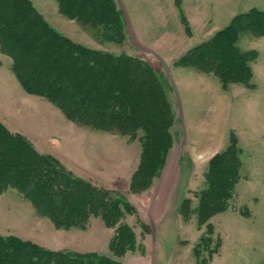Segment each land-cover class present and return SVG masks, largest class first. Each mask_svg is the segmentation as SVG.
<instances>
[{
  "label": "rangeland",
  "instance_id": "obj_1",
  "mask_svg": "<svg viewBox=\"0 0 264 264\" xmlns=\"http://www.w3.org/2000/svg\"><path fill=\"white\" fill-rule=\"evenodd\" d=\"M32 1L74 42L142 61L109 66L98 58L89 76L112 71L98 86L108 93L117 84L134 120L125 114L122 128H104L112 112L99 108L93 115L90 108L74 117L75 103L28 92L1 46L0 120L66 175L119 194L120 221L136 239L133 249L115 252L116 227L96 201L85 225L59 226L14 186L0 192V235L119 264H264V36L246 32L238 43L258 52L249 61V85H224L180 61L238 13L264 10V0H115L123 18L115 39L107 38L115 29L102 23L68 18L56 0ZM232 143L240 150L238 180L226 207L215 211L208 197L221 175L217 168L210 185L209 164Z\"/></svg>",
  "mask_w": 264,
  "mask_h": 264
},
{
  "label": "trees",
  "instance_id": "obj_2",
  "mask_svg": "<svg viewBox=\"0 0 264 264\" xmlns=\"http://www.w3.org/2000/svg\"><path fill=\"white\" fill-rule=\"evenodd\" d=\"M56 1L60 12L68 18L86 24L93 23L94 26L102 23L108 31L115 29V35L107 36L110 39L122 35L123 18L115 0ZM246 32L258 37L264 36V10L252 8L238 13L225 27L189 50L180 61L183 65H191L219 77L224 85L229 81H241L249 85L252 81L249 61L256 59L258 52L243 50L238 44L242 34ZM0 46L4 53L12 57V69L28 92L55 97L54 100L58 103V98L75 103L74 109L70 110L74 117L83 114L82 110L87 111L90 108L88 113L93 115L99 108L112 112L111 115L108 114L106 124L100 125L104 128H122L121 121L125 120V114L134 120V115L130 114L134 110L131 109L129 97L121 100L118 98L120 95H116L117 84L110 85L108 93H103L98 86L112 71H101L97 79L92 81L89 76L99 67L98 58L109 61V66H118L115 62L135 65L137 62L142 64V61L131 56L122 57L91 49L74 42L48 22L32 0H0ZM148 70L152 75L156 74L150 67ZM121 95H124V90ZM118 103L119 109L114 108ZM239 154L240 150L232 143L210 161L208 183L211 185L213 180L216 181L218 172L221 175L218 190L208 197L209 204L215 211L224 209L232 195L233 186L238 180L236 173L241 165ZM18 156L19 160H16ZM9 186L17 187L40 212L51 215L59 226L85 225L86 213L93 209L90 206L96 201L106 222L116 227L112 249L115 252L126 251L133 249L135 245L134 229L120 221L118 206L122 204V197L119 194L102 187L89 186L66 175L52 160L27 143L24 136L13 134L0 120V192ZM123 200L125 202V198ZM0 264L119 262L107 256L96 257L46 249L17 236L0 235Z\"/></svg>",
  "mask_w": 264,
  "mask_h": 264
}]
</instances>
